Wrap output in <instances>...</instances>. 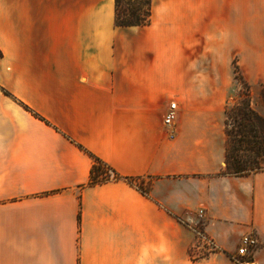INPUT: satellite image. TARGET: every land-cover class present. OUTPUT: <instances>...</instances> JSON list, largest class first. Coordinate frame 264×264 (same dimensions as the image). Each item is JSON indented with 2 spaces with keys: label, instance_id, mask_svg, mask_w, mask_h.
Segmentation results:
<instances>
[{
  "label": "crops",
  "instance_id": "crops-1",
  "mask_svg": "<svg viewBox=\"0 0 264 264\" xmlns=\"http://www.w3.org/2000/svg\"><path fill=\"white\" fill-rule=\"evenodd\" d=\"M152 3L117 27L115 0H0V264H264V171L218 175L230 76L197 66L240 54L264 117V0Z\"/></svg>",
  "mask_w": 264,
  "mask_h": 264
},
{
  "label": "trees",
  "instance_id": "trees-1",
  "mask_svg": "<svg viewBox=\"0 0 264 264\" xmlns=\"http://www.w3.org/2000/svg\"><path fill=\"white\" fill-rule=\"evenodd\" d=\"M115 7L117 27L147 26L152 23V0H115ZM234 72L242 92H239V98L233 104H227L225 108V169L218 175L246 176L264 171V117L252 106L251 87L237 64ZM93 161L89 184L111 180L108 171L112 168L99 157L93 156ZM114 173V179L121 178ZM130 180L133 182V179ZM139 187L148 192L149 187L143 184ZM191 256L194 257L192 250ZM250 259L252 257L246 260Z\"/></svg>",
  "mask_w": 264,
  "mask_h": 264
},
{
  "label": "rangeland",
  "instance_id": "rangeland-1",
  "mask_svg": "<svg viewBox=\"0 0 264 264\" xmlns=\"http://www.w3.org/2000/svg\"><path fill=\"white\" fill-rule=\"evenodd\" d=\"M198 58H197V66H198V75H206L209 76V73H211V76H218L221 73H224L225 71V63L227 68V73L230 76V82L231 85L229 87V92H228V96L226 98L225 104H224V108H226L227 104H233L237 98H239V92H242V86L238 83V81L235 78V64H237L240 68V54H217V53H213L212 54V58L205 56V54H197ZM210 63L211 65H213L212 70L209 72L210 70ZM241 70V69H240ZM207 71V73L205 74V72ZM242 73V71H241ZM196 228L199 231H202L203 229V221L199 222L196 224ZM198 234V233H197ZM199 236V234H198ZM192 253L194 255V259H195V252L192 249ZM201 254L203 256H209L210 253L207 252L205 250V248L201 249ZM249 257H241V256H237V259L239 260H246ZM235 259V258H234ZM236 260V259H235ZM238 261V260H236ZM240 262V261H239Z\"/></svg>",
  "mask_w": 264,
  "mask_h": 264
},
{
  "label": "built area",
  "instance_id": "built-area-1",
  "mask_svg": "<svg viewBox=\"0 0 264 264\" xmlns=\"http://www.w3.org/2000/svg\"><path fill=\"white\" fill-rule=\"evenodd\" d=\"M177 103L176 102H171L168 110L166 111V115H165V124L168 126H171L175 123V121L177 120ZM109 178L110 179H114L115 178V173L112 169H110L109 171ZM199 222L203 221L204 224V212L200 211L199 213ZM196 232L199 234L200 240H201V244L200 247L201 248H205V250L209 253H212L214 251H216V247L214 245V242L209 239L203 231H199L197 228ZM259 244V238L257 236V234L254 231H250L246 234H244L242 236L241 242H240V246L237 250V256H241V257H249L251 258L254 251L256 250V248L258 247ZM237 256H235L234 258L238 261L241 262V260L237 259Z\"/></svg>",
  "mask_w": 264,
  "mask_h": 264
}]
</instances>
